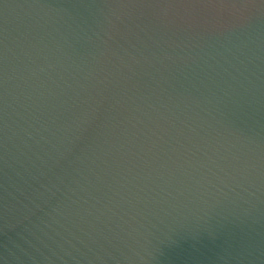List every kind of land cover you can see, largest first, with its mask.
<instances>
[{"label": "water", "instance_id": "obj_1", "mask_svg": "<svg viewBox=\"0 0 264 264\" xmlns=\"http://www.w3.org/2000/svg\"><path fill=\"white\" fill-rule=\"evenodd\" d=\"M0 264H264V0H0Z\"/></svg>", "mask_w": 264, "mask_h": 264}]
</instances>
